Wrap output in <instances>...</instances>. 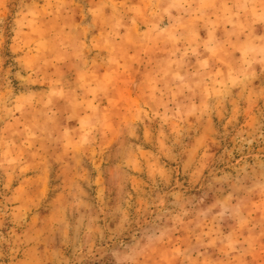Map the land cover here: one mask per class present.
Returning a JSON list of instances; mask_svg holds the SVG:
<instances>
[{"label":"rangeland","instance_id":"obj_1","mask_svg":"<svg viewBox=\"0 0 264 264\" xmlns=\"http://www.w3.org/2000/svg\"><path fill=\"white\" fill-rule=\"evenodd\" d=\"M0 264H264V0H0Z\"/></svg>","mask_w":264,"mask_h":264}]
</instances>
